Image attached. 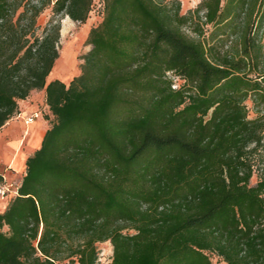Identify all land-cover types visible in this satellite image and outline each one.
<instances>
[{
    "label": "trees",
    "instance_id": "obj_1",
    "mask_svg": "<svg viewBox=\"0 0 264 264\" xmlns=\"http://www.w3.org/2000/svg\"><path fill=\"white\" fill-rule=\"evenodd\" d=\"M93 1L0 0V128L33 90L53 117L0 264H264V0H101L80 73L47 82L61 30L37 17L84 23Z\"/></svg>",
    "mask_w": 264,
    "mask_h": 264
},
{
    "label": "rangeland",
    "instance_id": "obj_2",
    "mask_svg": "<svg viewBox=\"0 0 264 264\" xmlns=\"http://www.w3.org/2000/svg\"><path fill=\"white\" fill-rule=\"evenodd\" d=\"M181 3V12L182 14L188 10H193L200 0H179ZM102 17V2L101 0H94L91 6V11L89 12L88 18L84 23L76 22L71 20L67 16L61 15H53L51 12V7L45 8L37 17V24L40 28H43L48 21L52 20L58 22L60 24V48H59V57L55 61V64L48 76L52 78V76L58 77L60 80L66 82L68 84L69 81L74 77L70 78L71 74L76 73L78 75L80 73L79 66L82 62L80 57L84 55L90 48V45L86 43V38L89 32V29L93 26H96ZM205 35L209 32L208 27L205 25L204 27ZM187 33L193 37L197 38L198 35L191 30H187ZM207 36V35H206ZM75 75V76H76ZM58 79V80H59ZM176 82H179L177 80ZM248 106L251 107V102H247ZM40 112L42 117L47 120L48 125L52 120V115L50 112L43 110L40 108ZM253 116V113L250 112V117ZM262 156L254 157V175L251 178V184L256 183L257 176L260 171L259 162H261V158H264V148L261 151ZM259 166V167H258ZM10 191L6 192L3 196L5 198V202L9 203V201L16 195V185L9 188ZM2 199L4 200V198ZM98 251V262L99 263H107L110 261L112 256V245L109 241L99 242L96 244ZM210 259L214 264H225L226 262H222L221 258L214 254H210ZM65 264H70L68 261Z\"/></svg>",
    "mask_w": 264,
    "mask_h": 264
},
{
    "label": "crops",
    "instance_id": "obj_3",
    "mask_svg": "<svg viewBox=\"0 0 264 264\" xmlns=\"http://www.w3.org/2000/svg\"><path fill=\"white\" fill-rule=\"evenodd\" d=\"M75 75L76 73L71 74L70 78ZM54 79L59 78L52 76L47 82ZM45 95L44 89L31 91L27 98L18 101L17 114L0 128V175H2L0 184L8 189L16 185L17 190L22 176L25 175L27 157L40 146L42 137L49 127L40 112L41 107L47 112L50 111L45 104ZM33 112L37 113V117L28 122L27 118ZM2 197L0 196V211L8 204Z\"/></svg>",
    "mask_w": 264,
    "mask_h": 264
},
{
    "label": "built area",
    "instance_id": "obj_4",
    "mask_svg": "<svg viewBox=\"0 0 264 264\" xmlns=\"http://www.w3.org/2000/svg\"><path fill=\"white\" fill-rule=\"evenodd\" d=\"M35 117H37V113L33 112V114L31 116H29V118H27V121L31 122ZM0 177L2 178V175H0ZM8 191H10L8 188H6L0 184V196H4L5 193Z\"/></svg>",
    "mask_w": 264,
    "mask_h": 264
}]
</instances>
